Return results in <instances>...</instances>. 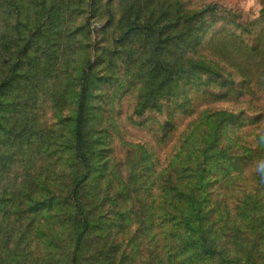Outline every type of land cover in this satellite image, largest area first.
Masks as SVG:
<instances>
[{
	"label": "rangeland",
	"instance_id": "rangeland-1",
	"mask_svg": "<svg viewBox=\"0 0 264 264\" xmlns=\"http://www.w3.org/2000/svg\"><path fill=\"white\" fill-rule=\"evenodd\" d=\"M11 1L0 0V69L12 27L30 24L38 40L31 50L34 66L24 68L28 73L16 87L19 95L15 91L20 108L14 136L22 137V144L0 145V157L10 163L2 170L10 184L4 183L7 193L30 192L39 200L50 189L67 197L74 173L66 145L68 120L87 85L86 134L94 154L82 199L95 227L104 231L99 233L108 236L105 245L116 252L115 264H162V232L172 228L163 217L173 212L176 195L170 188L188 175L178 154L182 138L218 110L238 116L230 132L242 143L255 145L264 129V10L257 0H13L20 10H11ZM42 2L52 4L49 23L59 27L43 38L34 29ZM131 24L141 29L125 38ZM196 61L219 75L185 81ZM157 67L168 70L153 73ZM150 83L163 84L171 94L156 91L162 111L140 114L141 92ZM255 161L224 174L213 189L223 201L238 200L242 246L261 264L264 162ZM41 187L47 190L39 192ZM249 208L248 215L257 220L254 234L247 212L243 215ZM38 209L37 218L65 210L58 205Z\"/></svg>",
	"mask_w": 264,
	"mask_h": 264
},
{
	"label": "trees",
	"instance_id": "trees-1",
	"mask_svg": "<svg viewBox=\"0 0 264 264\" xmlns=\"http://www.w3.org/2000/svg\"><path fill=\"white\" fill-rule=\"evenodd\" d=\"M45 4L46 2H42L38 5L42 10L34 28L36 35L41 38L48 33L53 35L59 29L56 24L53 26L49 23L53 15L48 7L51 8L52 4H48V7ZM9 7L11 10H20L13 0ZM31 27L28 23L12 27L11 45L6 49V62L0 69V133H4V141L0 139V145L6 148L9 145L14 146V143L19 146L23 141L22 137L14 136L20 108L16 87L22 84L23 74L28 73L24 72V68L27 65L34 66L35 60L32 59L31 50L35 37L31 33ZM140 27L141 25L131 24L124 37L129 38L134 31L141 29ZM46 55L45 53V57ZM194 66L195 70L185 81L202 79L203 75H219L217 70L204 61H196ZM167 70L157 67L152 69V72L163 74ZM156 91H161L160 94L163 95L171 94L163 84L150 83L149 88H144L141 92L140 105L136 109L138 113L152 108L162 111L163 107L157 101ZM175 94H182L180 84L176 86ZM88 95V86L82 85L77 96L74 117L68 120L71 122V129L66 145H70L73 164L71 168L74 173L65 199L50 189L47 195L39 200H35L30 192L23 197H20L22 191L17 194H13L14 191L7 193L6 188L10 184L7 182L8 178H3L5 172L2 173V170L10 163L4 155L0 157V264L116 263V252L107 250L105 245L108 236L99 233L103 230L95 227L91 212L82 199V185L92 177L94 154L86 134ZM237 120L235 113L218 110L207 114L203 123L195 124L182 138L178 154L180 163L183 164L181 171H187L188 175L186 179V175H181L178 180L179 187H171L170 183L165 187L176 189V195L170 205L173 212L163 217L165 225H171L172 228L162 232V264H258L255 255L242 246L239 225L241 210L234 205L239 204L238 200L235 198L232 202L223 201L213 189L220 183L224 174L229 177L231 171H243L244 167L256 162L257 157L259 163L264 162V149H261L264 148V129L257 136L255 145L242 143L241 137H236L234 132H230ZM204 125H207V128H202ZM24 126L26 127V124ZM8 157L11 158L12 155ZM185 167L188 169L185 170ZM46 188L41 187L38 191H46ZM57 205L65 210H50L52 215L37 218V212L40 211L38 208H54ZM251 208L245 209L243 215L247 212L244 218L250 221L249 225L254 229V234L257 232V220L248 215V212L253 210ZM173 213L175 214L172 215ZM262 225L264 216L258 222V227ZM260 235L264 238V231Z\"/></svg>",
	"mask_w": 264,
	"mask_h": 264
},
{
	"label": "crops",
	"instance_id": "crops-1",
	"mask_svg": "<svg viewBox=\"0 0 264 264\" xmlns=\"http://www.w3.org/2000/svg\"><path fill=\"white\" fill-rule=\"evenodd\" d=\"M257 7L260 8V10H264V0H257Z\"/></svg>",
	"mask_w": 264,
	"mask_h": 264
}]
</instances>
